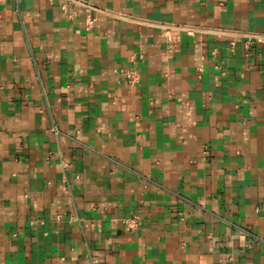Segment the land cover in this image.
Instances as JSON below:
<instances>
[{
  "label": "crops",
  "instance_id": "obj_1",
  "mask_svg": "<svg viewBox=\"0 0 264 264\" xmlns=\"http://www.w3.org/2000/svg\"><path fill=\"white\" fill-rule=\"evenodd\" d=\"M80 1L0 0V264H264V0Z\"/></svg>",
  "mask_w": 264,
  "mask_h": 264
},
{
  "label": "built area",
  "instance_id": "obj_2",
  "mask_svg": "<svg viewBox=\"0 0 264 264\" xmlns=\"http://www.w3.org/2000/svg\"><path fill=\"white\" fill-rule=\"evenodd\" d=\"M49 3H53L55 0H48ZM65 3L71 4L73 6L81 8L86 14V28L90 29L94 26L96 22V17L98 14H102L104 11L97 9L96 7L88 4L87 2H83L80 0H63ZM167 31L174 30L170 27H163ZM193 30L187 31L188 34H192ZM243 38L242 45L244 49H247L253 45H264V34L258 35L253 33H245L244 35H240ZM124 77L128 81L129 84H134L137 81V74L134 72H124ZM202 155L207 157L209 155L208 149L204 148L202 150ZM139 218L136 215L130 216L129 218H125L123 220V224L125 227H128L130 230H136L138 227Z\"/></svg>",
  "mask_w": 264,
  "mask_h": 264
}]
</instances>
